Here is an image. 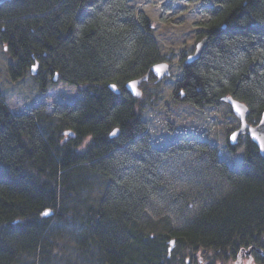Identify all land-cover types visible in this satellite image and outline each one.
Here are the masks:
<instances>
[{"label": "trees", "instance_id": "1", "mask_svg": "<svg viewBox=\"0 0 264 264\" xmlns=\"http://www.w3.org/2000/svg\"><path fill=\"white\" fill-rule=\"evenodd\" d=\"M211 3L199 7L208 17L207 47L197 61L184 64L175 93L196 106L233 97L249 106V123L257 125L264 113V0ZM153 27L127 0L0 5V43L13 61L10 79L24 78L39 62L34 79L42 91L46 77L58 74L83 95L75 103L55 104L51 115L44 104L19 115L0 90V264H34L24 257L41 252L55 223H78L72 206L84 171L109 180L102 202L86 212L84 237L100 252L93 264H169L173 239L213 260L228 255L229 262V250L251 251L264 264L256 249L264 253V156L256 144L240 140L246 150L238 170L221 160L215 144L185 138L167 150L152 144L142 100L126 86L164 61ZM115 129L120 134L112 138ZM228 149L235 151L230 143ZM181 154H200L231 191L179 229L142 235L136 224L162 195V166Z\"/></svg>", "mask_w": 264, "mask_h": 264}, {"label": "rangeland", "instance_id": "2", "mask_svg": "<svg viewBox=\"0 0 264 264\" xmlns=\"http://www.w3.org/2000/svg\"><path fill=\"white\" fill-rule=\"evenodd\" d=\"M127 1L136 14L143 13L153 22L151 33L158 44L160 56L164 58L158 64H167L170 71V75L161 81L150 78L140 87L142 96L138 98L142 100L143 120L153 146L167 150L180 139L201 140L215 144L221 160L238 170L244 161L246 147L241 143L234 152L228 149L229 136L240 125L232 107L223 101L217 106H196L175 93L184 64H188V58L195 54L197 45L206 38L204 32L207 31L208 17L201 14L199 7L202 4L211 5V0ZM11 63L13 61L7 54L6 45L0 43V90L15 114H27L44 104L45 113L51 115L55 104H71L83 98L77 87L55 81L58 74L46 77L47 83L42 91V84L34 79L41 66L35 76L30 69L24 78L12 81L8 74ZM83 173L79 178L82 190L72 206L78 210V223L71 226L55 223L44 240L41 252L24 257V263L93 264L97 261L100 252L92 241L84 237L86 212L102 202L109 180L85 171ZM161 174L164 184L162 195L150 202L149 214L136 224V228L143 231L142 235L165 234L179 229L193 220L203 206L225 197L231 191L230 185L210 168L200 154L167 158ZM256 249L262 250L261 246ZM233 253L231 250L227 253L231 257L229 262L228 255L226 259L218 256L213 260L214 255L208 256L201 249L176 245L169 264H185L186 260L187 264H258L255 256L249 258L243 252Z\"/></svg>", "mask_w": 264, "mask_h": 264}, {"label": "water", "instance_id": "3", "mask_svg": "<svg viewBox=\"0 0 264 264\" xmlns=\"http://www.w3.org/2000/svg\"><path fill=\"white\" fill-rule=\"evenodd\" d=\"M9 1H12V0H0V5L5 4L6 2H9ZM207 44H208V40H207V38H204L197 45L195 54L188 58L187 63L190 64L192 62L197 61L201 57L205 48L207 47ZM39 66H40L39 62H36L35 65L32 66L31 74L33 76H35L37 74ZM152 74H154L157 77L158 81H161L162 79H164L165 77L170 75L169 66L167 64H164V63L156 64V65L152 66L150 71L145 76L129 82L127 84V89L134 96L140 98L142 96V90L140 89V87L143 83L147 82L150 79ZM54 80L57 81L58 77L56 76L54 78ZM109 88L114 93H116L117 95L121 94L119 88L116 85L112 84L109 86ZM222 101L231 105L234 114L241 121L240 129L231 135V139H230L231 143L233 145H237L238 140L241 137V135L247 133L252 138L253 142L258 146L260 153L264 156V113L262 114V118H261L259 125L256 127H251L247 122V120L251 114L250 108L248 107V105L244 104L243 102H241V101H239L233 97H225L222 99ZM113 133H115V134L113 135ZM119 134H120L119 129H115L111 133L110 136L112 138H114L116 136H119ZM169 245H170V247L168 249V254H169V257H171V253L174 250V248L176 247V240L175 239L170 240ZM258 252L262 253V250L258 249Z\"/></svg>", "mask_w": 264, "mask_h": 264}, {"label": "bare ground", "instance_id": "4", "mask_svg": "<svg viewBox=\"0 0 264 264\" xmlns=\"http://www.w3.org/2000/svg\"><path fill=\"white\" fill-rule=\"evenodd\" d=\"M150 71V70H149ZM152 76H154L153 74L151 75V77L150 78H152ZM156 78V77H155ZM156 80H157V78H156ZM248 130V129H247ZM243 137H249L250 138V136L246 133V134H243V135H241V137L239 138V140H241ZM176 245H177V241H176ZM169 247H170V245H169V242H168V248H167V250L169 249ZM172 256V255H171Z\"/></svg>", "mask_w": 264, "mask_h": 264}, {"label": "flooded vegetation", "instance_id": "5", "mask_svg": "<svg viewBox=\"0 0 264 264\" xmlns=\"http://www.w3.org/2000/svg\"><path fill=\"white\" fill-rule=\"evenodd\" d=\"M243 255H248V256H249V258H252V257H253V254L249 255V254H248V253H246V252H243Z\"/></svg>", "mask_w": 264, "mask_h": 264}, {"label": "snow or ice", "instance_id": "6", "mask_svg": "<svg viewBox=\"0 0 264 264\" xmlns=\"http://www.w3.org/2000/svg\"><path fill=\"white\" fill-rule=\"evenodd\" d=\"M115 133H113V135H114ZM45 215H47V213H45Z\"/></svg>", "mask_w": 264, "mask_h": 264}]
</instances>
